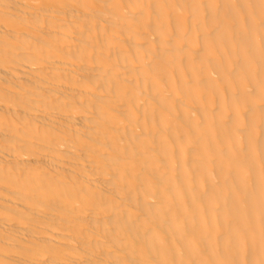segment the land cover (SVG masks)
Instances as JSON below:
<instances>
[{
    "label": "bare ground",
    "instance_id": "6f19581e",
    "mask_svg": "<svg viewBox=\"0 0 264 264\" xmlns=\"http://www.w3.org/2000/svg\"><path fill=\"white\" fill-rule=\"evenodd\" d=\"M0 264H264V0H0Z\"/></svg>",
    "mask_w": 264,
    "mask_h": 264
}]
</instances>
